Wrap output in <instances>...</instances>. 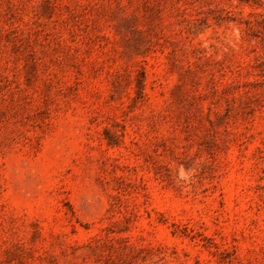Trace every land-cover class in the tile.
Segmentation results:
<instances>
[{"label": "rangeland", "instance_id": "374dc122", "mask_svg": "<svg viewBox=\"0 0 264 264\" xmlns=\"http://www.w3.org/2000/svg\"><path fill=\"white\" fill-rule=\"evenodd\" d=\"M0 264H264V0H0Z\"/></svg>", "mask_w": 264, "mask_h": 264}]
</instances>
